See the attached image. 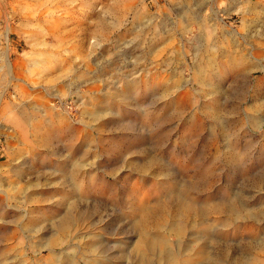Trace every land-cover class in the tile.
<instances>
[{
    "label": "rangeland",
    "instance_id": "374dc122",
    "mask_svg": "<svg viewBox=\"0 0 264 264\" xmlns=\"http://www.w3.org/2000/svg\"><path fill=\"white\" fill-rule=\"evenodd\" d=\"M142 234L264 264V0H0V264Z\"/></svg>",
    "mask_w": 264,
    "mask_h": 264
},
{
    "label": "bare ground",
    "instance_id": "6f19581e",
    "mask_svg": "<svg viewBox=\"0 0 264 264\" xmlns=\"http://www.w3.org/2000/svg\"><path fill=\"white\" fill-rule=\"evenodd\" d=\"M179 207L182 214L197 212L196 206L182 200L180 201ZM201 210H203V208L199 209V211ZM132 250L138 257L139 264H150L151 256H154V253L156 254L160 264H174L171 246L168 240L163 239L162 237L159 238L143 235L142 239H138V241L134 244Z\"/></svg>",
    "mask_w": 264,
    "mask_h": 264
}]
</instances>
